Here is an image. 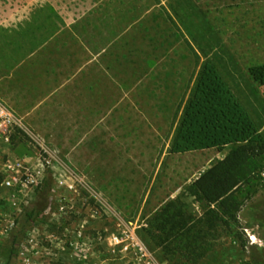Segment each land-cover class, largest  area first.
<instances>
[{"label":"rangeland","instance_id":"rangeland-1","mask_svg":"<svg viewBox=\"0 0 264 264\" xmlns=\"http://www.w3.org/2000/svg\"><path fill=\"white\" fill-rule=\"evenodd\" d=\"M207 61L264 134V0H0V261L46 187L16 264H171L147 220L230 151L171 154ZM200 264H264V179Z\"/></svg>","mask_w":264,"mask_h":264},{"label":"trees","instance_id":"trees-1","mask_svg":"<svg viewBox=\"0 0 264 264\" xmlns=\"http://www.w3.org/2000/svg\"><path fill=\"white\" fill-rule=\"evenodd\" d=\"M230 148L226 158L203 172L185 190L203 207L190 210L183 196L166 202L148 220L146 233L171 264H200L221 231L233 230L253 187L264 179V134L211 61L203 64L171 146L185 155ZM48 190L26 209L4 248L0 264H16L20 244L46 210Z\"/></svg>","mask_w":264,"mask_h":264},{"label":"built area","instance_id":"built-area-1","mask_svg":"<svg viewBox=\"0 0 264 264\" xmlns=\"http://www.w3.org/2000/svg\"><path fill=\"white\" fill-rule=\"evenodd\" d=\"M2 113H0V129L4 126V124H6L7 122H2ZM10 123V121H9ZM20 168H22V165L20 163L16 164V165H10L8 166V170L9 173H11L10 175V180L8 182H6V186L9 188H13L14 186L18 185L20 188V193L24 194L25 192H27V190L29 189V187L32 185L34 186H38L37 182L33 179H31V177L29 175H26V177H22L19 175L20 173ZM18 175V176H16ZM264 176V175H263ZM16 185H13L14 183ZM250 239L252 240V244H255L256 242V237H251ZM117 242H119L118 239H116ZM140 252L142 253V247L139 249Z\"/></svg>","mask_w":264,"mask_h":264},{"label":"crops","instance_id":"crops-1","mask_svg":"<svg viewBox=\"0 0 264 264\" xmlns=\"http://www.w3.org/2000/svg\"><path fill=\"white\" fill-rule=\"evenodd\" d=\"M229 84V83H228ZM231 87V86H230ZM233 90V89H232ZM234 92V91H233ZM236 95V94H235ZM224 149V148H223ZM209 151H212V150H209ZM205 152V151H204ZM227 155H228V153H227ZM226 155V156H227ZM226 156H224L222 159H220V160H223L224 158H226ZM206 171V170H205ZM204 171V172H205ZM203 173V172H202ZM201 173V174H202ZM200 174V175H201ZM6 175L8 176L7 178H5V181L3 182V186L5 187V188H8V189H11L12 190V188H9V187H7L6 186V182H8L9 180H10V175H9V173H6ZM198 179V178H197ZM188 197V196H187ZM193 199V198H192ZM173 200V199H172ZM183 200H184V198H183ZM185 201V200H184ZM168 202V201H167ZM198 207H196V212L194 211L193 213H195L196 215H198V216H202L203 215V207H202V205L201 204H199L198 203ZM155 213V212H154Z\"/></svg>","mask_w":264,"mask_h":264},{"label":"bare ground","instance_id":"bare-ground-1","mask_svg":"<svg viewBox=\"0 0 264 264\" xmlns=\"http://www.w3.org/2000/svg\"><path fill=\"white\" fill-rule=\"evenodd\" d=\"M133 119H134V117H133Z\"/></svg>","mask_w":264,"mask_h":264}]
</instances>
